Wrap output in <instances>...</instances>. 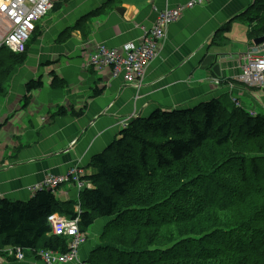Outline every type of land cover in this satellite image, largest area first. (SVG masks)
<instances>
[{
    "label": "trees",
    "instance_id": "trees-1",
    "mask_svg": "<svg viewBox=\"0 0 264 264\" xmlns=\"http://www.w3.org/2000/svg\"><path fill=\"white\" fill-rule=\"evenodd\" d=\"M111 3L64 28L56 43L75 31L87 38L92 20L111 11ZM249 11L252 42L264 34V0ZM27 51L0 49V97ZM50 74V86L61 88ZM42 87L41 78L32 79L25 94ZM88 166L94 173L75 200L46 189L25 201L0 198V250L29 252L43 264L39 252L65 254L67 239L54 236L48 222L57 214L77 220L82 236L110 219L85 264H264V113L249 114L227 96L157 110L131 121ZM14 251L1 252L0 264L5 258L19 264Z\"/></svg>",
    "mask_w": 264,
    "mask_h": 264
},
{
    "label": "crops",
    "instance_id": "crops-1",
    "mask_svg": "<svg viewBox=\"0 0 264 264\" xmlns=\"http://www.w3.org/2000/svg\"><path fill=\"white\" fill-rule=\"evenodd\" d=\"M108 1L123 12L111 8L94 18L87 38L75 31L67 43H56L60 32L47 25L42 41L52 45L38 53L43 59L29 58L28 68L20 70L0 97V198L25 201L46 175H65L69 166L77 165L85 177L92 175L90 158L118 138L122 123L157 110L190 109L227 96L249 114L264 113V89L242 82L243 57L252 47L248 32L253 23L247 18L256 0H208L184 11L167 28L140 86L125 84L121 74L114 78L108 68L88 66L91 54L98 45L118 49L138 42L158 13L188 0H75L74 10L64 4L63 27ZM219 30L223 33L214 39ZM50 73L63 82L61 88L50 86ZM39 78L43 87L26 95L25 83ZM64 187L60 200L78 197L74 188ZM106 223L96 221L93 236L99 239ZM87 244L78 251L82 261L95 246Z\"/></svg>",
    "mask_w": 264,
    "mask_h": 264
},
{
    "label": "built area",
    "instance_id": "built-area-1",
    "mask_svg": "<svg viewBox=\"0 0 264 264\" xmlns=\"http://www.w3.org/2000/svg\"><path fill=\"white\" fill-rule=\"evenodd\" d=\"M208 0H190L185 6L167 9L158 15L154 25L145 30L136 43H128L120 49L99 47L87 65L97 70L110 68L114 77L122 75L127 84H141L150 63L155 59L159 46L166 38L168 26L175 22L181 13L195 5ZM57 0H0V49L6 48L13 53L22 54L38 22L46 16ZM244 74L242 81L247 85L264 88V44L251 48L243 57ZM73 170L65 176H49L44 187L55 189L65 183H81L72 176ZM55 236L70 239L68 253L56 255L51 252L41 254L46 264H60L76 260L78 247L83 243L84 236L78 232L77 221L67 220L57 215L48 218ZM12 252V251H11ZM10 252V253H11ZM18 254H21L17 250ZM22 255V254H21Z\"/></svg>",
    "mask_w": 264,
    "mask_h": 264
},
{
    "label": "rangeland",
    "instance_id": "rangeland-1",
    "mask_svg": "<svg viewBox=\"0 0 264 264\" xmlns=\"http://www.w3.org/2000/svg\"><path fill=\"white\" fill-rule=\"evenodd\" d=\"M58 1V0H57ZM66 2H64V3H61V4H59V6L55 9V10H53L54 9V6L51 8V10L49 11V13L46 15V16H44L39 22H38V27H37V30L35 31V33L31 36V39H30V41H29V46H28V59L30 58L31 59V57L33 56V59L34 60H38V59H43V57H40V55L38 54L39 52L40 53H42L43 51H42V49H44L45 47H49L50 45H52V43L51 42H48V43H45V42H43L42 40H43V37H45V35L48 33V29L46 28L47 27V25H49V27L51 26V30H56V32H57V34H58V32H62V31H64V27L63 26H65V23H66V21L65 22H63V14H64V12H63V9H64V4L66 3H68L67 5H68V10L69 11H71V9L72 10H74V8H75V6H76V3H75V0H65ZM72 5H71V4ZM81 4V3H80ZM105 4V3H104ZM111 5V8H113V10H117L118 8H114L115 7V4H113V3H111L110 4ZM117 7V6H116ZM94 9H96V8H94ZM94 9H92V10H94ZM91 10V11H92ZM72 12H74V11H72ZM90 12V11H89ZM73 14V13H72ZM63 18V19H62ZM65 20V19H64ZM244 22L246 23V24H248V22L246 21V20H244ZM60 28H62V29H60ZM39 34H41L40 36H39ZM49 35H47L46 36V38L48 37ZM58 37V36H57ZM57 37H56V39H57ZM45 38V40H47ZM69 40V39H68ZM67 40V41H68ZM56 41V40H55ZM67 41L66 42H64V43H61V44H65V43H67ZM32 54V55H31ZM34 56L35 57H38V59H35L34 58ZM27 59V60H28ZM237 61H239V57H237ZM39 62V61H38ZM26 64H27V62L25 63V65L24 66H22L19 70H17V72L15 73V75L12 77V80H14L17 76H18V74H19V72H20V70L22 69V68H24L25 66H26ZM26 68H28V66H26ZM34 67H32V73H33V76H35V74H34V70L35 69H33ZM11 80V81H12ZM11 81H10V83H11ZM22 82H23V80H22ZM10 83L8 84V86H7V89L9 88V85H10ZM124 129H126V128H122V130H124ZM76 167H78L77 165H75L73 168L75 169ZM72 166H69L68 167V169H67V172L66 173H68L69 172V170H71L72 171ZM79 168V167H78ZM90 168V167H89ZM81 169V168H80ZM49 176V174L48 175H46L45 176V178H47ZM82 183V187H85L86 186V183L84 182V181H82L81 182ZM63 188H66V187H63ZM63 188H60L59 190H58V193L60 192V193H62V194H66V193H64V192H62V189ZM67 188H72V187H67ZM75 191L76 192H79L80 191V189L76 186V188H75ZM77 199V198H76ZM101 220H106V222H108L110 219L109 218H103V219H101ZM95 224V223H94ZM93 224V225H94ZM92 225V226H93ZM92 226L88 229V231H87V237H85L84 236V239H83V242H85L83 245H81V247H80V249L83 247V246H85L86 244H87V242H90V244H92L93 242L95 243V246H92V248H91V250H93L99 243H100V238L98 239V236H93V234H92ZM103 231V230H102ZM86 246H89V244H87ZM13 250V247H7V248H5V249H3V250H0V253L1 252H6V253H10L11 251ZM90 250V251H91ZM14 255H15V257H17V259L19 260V261H22L23 260V258H22V255L21 254H18L17 252H15L14 251ZM25 256L27 257V258H33L32 257V255L29 253V252H27V253H25ZM34 262H39L40 263V261L39 260H37V259H34ZM8 264V261L6 260V258L3 260V264Z\"/></svg>",
    "mask_w": 264,
    "mask_h": 264
},
{
    "label": "clouds",
    "instance_id": "clouds-1",
    "mask_svg": "<svg viewBox=\"0 0 264 264\" xmlns=\"http://www.w3.org/2000/svg\"><path fill=\"white\" fill-rule=\"evenodd\" d=\"M190 0H188V2H189ZM187 2V3H188ZM186 3V4H187ZM55 4V3H54ZM186 4H184V5H180V6H177V7H181V6H185ZM199 5V4H198ZM54 6V5H53ZM195 6H197V5H195ZM177 7H175V8H177ZM194 7V6H193ZM193 7H191V8H193ZM191 8H187V9H191ZM174 9V8H173ZM187 9H185L184 11H186ZM167 10V9H166ZM165 11V10H164ZM163 11V12H164ZM183 11V12H184ZM183 12L181 13V15L183 14ZM162 13V12H161ZM160 13H158L157 14V18H158V15H159ZM181 15H180V17H181ZM180 17L177 19V20H179L180 19ZM157 18H156V20H157ZM155 20V21H156ZM176 20V21H177ZM175 21V22H176ZM155 23V22H154ZM174 23V22H173ZM172 24V23H171ZM154 25V24H153ZM37 27H38V25H36V28H35V30H34V32H33V34L35 33V31H36V29H37ZM169 27V26H168ZM149 30V29H148ZM145 31V29L143 28V32ZM32 34V35H33ZM30 41V40H29ZM28 44H29V42H28ZM27 44V45H28ZM264 44V43H263ZM263 44H261V45H263ZM261 45H254L253 44V41L251 42V48H253V47H259V46H261ZM102 45H98L97 47H96V49L93 51V53L99 48V47H101ZM118 49H120V48H118ZM26 51H27V48H26ZM25 51V52H26ZM92 53V54H93ZM91 54V55H92ZM87 64V63H86ZM88 66H90V65H88ZM95 69V68H94ZM104 69V68H103ZM110 71H111V69L110 68H108ZM97 70V69H96ZM102 70V69H101ZM112 74V73H111ZM113 76V75H112ZM114 77V76H113ZM114 78H116V77H114ZM143 82V81H142ZM141 82V83H142ZM243 82V81H242ZM244 83V82H243ZM125 84H127V83H125ZM245 84V83H244ZM127 85H132V84H127ZM141 84H139V85H137V84H134L133 86H140ZM215 85V84H214ZM245 85H247V84H245ZM217 86V85H216ZM247 86H255V85H247ZM258 87V86H257ZM264 89V88H263ZM232 102H233V100H232ZM235 104H236V102H234ZM237 105V104H236ZM238 106V105H237ZM123 128V127H122ZM71 170H69V172H70ZM67 174V173H66ZM65 174V175H66ZM65 175H59V176H54V175H49V176H54V177H60V176H65ZM48 176V177H49ZM45 180H46V178L44 179V182L42 183V184H40V185H38V186H35V187H33L32 188V190H30V192L33 194V192L34 191H37V190H40V189H46V190H52V191H54L55 192V195H56V197H59V193H58V190L60 189V188H63L65 185H69L70 187H72V188H76V184L75 183H65V184H63V185H60V186H58V187H56L55 189H47V188H45L44 187V184H45ZM84 182L86 183V186L85 187H87L88 186V184H87V182H86V180H84ZM82 184V183H81ZM83 185H81V187L79 188L80 190H82L84 187H82ZM54 215H57V214H54ZM58 216V215H57ZM60 217V216H59ZM63 218V217H62ZM66 219V218H65ZM67 220H69V219H67ZM71 221H73V220H71ZM77 221V220H76ZM49 222V221H48ZM52 228V227H51ZM77 228H78V221H77ZM78 232L80 233V231H79V229H78ZM52 234H53V232H52ZM54 235V234H53ZM55 236V235H54ZM60 237H63V236H60ZM66 239H67V252L65 253V254H67L68 253V251H69V249H68V245H69V241H70V239L69 238H67V237H65ZM86 242V241H85ZM85 242H83L81 245H83ZM81 245L78 247V250H77V254H76V260H74L73 262H65V263H60V264H85L84 263V261H82L81 259H79V256H78V251H79V249H80V247H81ZM12 251H14V250H12ZM15 252H17V251H15ZM48 252H51V253H54V254H56V255H59V256H61V255H65V254H61V253H58V252H53V251H48ZM5 255H6V252H3ZM21 254H22V258H23V260L22 261H19V263H22V262H24V261H26L27 260V262H25V263H27V264H29L28 263V260H31V263L33 262V263H35L34 262V258H27L26 256H25V253H27V252H24V253H22V252H20ZM43 253H46V252H43ZM42 252L40 253H38V254H43ZM17 258V257H16ZM39 261H40V259H38ZM43 262H44V260H43ZM32 263V264H33ZM40 264H43L41 261H40ZM44 264H46L45 262H44Z\"/></svg>",
    "mask_w": 264,
    "mask_h": 264
},
{
    "label": "bare ground",
    "instance_id": "bare-ground-1",
    "mask_svg": "<svg viewBox=\"0 0 264 264\" xmlns=\"http://www.w3.org/2000/svg\"><path fill=\"white\" fill-rule=\"evenodd\" d=\"M92 56H93V55H91L90 58H91ZM90 58H89V60H88V63H90ZM91 67L93 68V66H91ZM128 125H129V124H128L127 122H123V123H122V127H123V128H127ZM72 168H73V167H72ZM72 170H73L72 176H73L74 178H76L77 181H79V182L81 183L82 181L85 180L86 177H85V175H84L82 169L76 167L75 169L73 168ZM79 192H80V191H79ZM79 192H77L78 195H79Z\"/></svg>",
    "mask_w": 264,
    "mask_h": 264
},
{
    "label": "water",
    "instance_id": "water-1",
    "mask_svg": "<svg viewBox=\"0 0 264 264\" xmlns=\"http://www.w3.org/2000/svg\"><path fill=\"white\" fill-rule=\"evenodd\" d=\"M117 12H120V13H122L123 12V10H121V9H117L116 10ZM264 43V34L263 35H261V36H259V37H257V38H255L254 40H253V44L254 45H261V44H263Z\"/></svg>",
    "mask_w": 264,
    "mask_h": 264
}]
</instances>
